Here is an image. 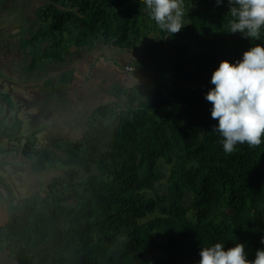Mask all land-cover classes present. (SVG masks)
<instances>
[{
	"label": "trees",
	"instance_id": "trees-1",
	"mask_svg": "<svg viewBox=\"0 0 264 264\" xmlns=\"http://www.w3.org/2000/svg\"><path fill=\"white\" fill-rule=\"evenodd\" d=\"M39 10L31 40L52 44L50 59L65 65L99 44L130 50L140 82L80 110V137L53 141L61 155L40 153L37 172L62 169L0 229L8 264H199L216 243H242L254 260L264 249V142L226 154L205 95L222 60L264 45V28L259 41L228 33V0H183L184 26L171 36L141 0H46Z\"/></svg>",
	"mask_w": 264,
	"mask_h": 264
},
{
	"label": "rangeland",
	"instance_id": "rangeland-1",
	"mask_svg": "<svg viewBox=\"0 0 264 264\" xmlns=\"http://www.w3.org/2000/svg\"><path fill=\"white\" fill-rule=\"evenodd\" d=\"M21 1L24 0L10 4V0H0V66L4 67L0 68V77L8 80L9 83H17V87L23 88L21 94L25 97L34 93L32 95L37 98V102L31 105H26L28 101L22 100L24 105L21 108L27 110L28 113L24 114L25 122L23 121L24 128L21 135L28 137L35 127L36 131L46 129L49 134L50 132L56 133L64 139L70 136L74 139L78 138L81 135L79 133L83 131V128L79 127L81 118L77 116L80 110L87 112L92 105L94 109L99 104L116 100L109 95L122 98L126 87L140 82L131 73L136 54L130 50L99 44L92 48H79L77 57L69 59L65 65L59 64L57 60L50 59L51 53H54L56 49L52 44L39 38L32 43L31 38L37 35L41 27V23L37 22L35 16L40 13V10L37 6L34 10L35 14H32L31 3L26 2L28 3L26 7L24 3H20ZM17 8H19V14ZM11 50H16V52H11ZM70 52V56H74L72 49ZM33 56H36V60L39 61L34 70L30 69L33 62L30 59ZM27 72L43 75V77H39L37 82L34 80V83H30L26 77ZM64 74L69 75L71 82H62ZM7 100L11 101V95L7 97ZM46 101L52 102L53 105L48 110L41 109V120H36L37 125H34L37 105L42 107ZM18 111L19 108L16 105L13 114ZM49 111L52 117H46ZM50 119L52 129L48 126ZM3 152L5 151L0 149V159L4 158ZM60 169L62 166L59 168L53 166L48 174L36 172L32 175L31 184L36 186L39 180L46 184L52 177L60 174ZM1 170L3 169L0 168V178L3 173ZM5 184H8L13 192L14 187L7 179ZM40 191L44 194V187L39 186L38 192ZM35 192L37 193L33 189V194ZM2 253L7 256V259L9 258L8 251ZM13 259L12 255L9 261L13 262Z\"/></svg>",
	"mask_w": 264,
	"mask_h": 264
},
{
	"label": "clouds",
	"instance_id": "clouds-1",
	"mask_svg": "<svg viewBox=\"0 0 264 264\" xmlns=\"http://www.w3.org/2000/svg\"><path fill=\"white\" fill-rule=\"evenodd\" d=\"M215 2L219 6L223 0ZM141 3L160 30L170 36L181 31L183 0H141ZM228 5L232 17L228 33L238 32L244 38L259 41L264 28V0H228ZM210 83L214 87L205 99L212 105V119L218 121L212 131L222 137L224 152L232 153L237 144L260 146L264 142V45L250 47L235 63L222 60ZM261 243L264 244V237ZM199 255V264H264V249L257 250L255 259L250 261L242 243L227 250L216 243L203 247Z\"/></svg>",
	"mask_w": 264,
	"mask_h": 264
},
{
	"label": "flooded vegetation",
	"instance_id": "flooded-vegetation-1",
	"mask_svg": "<svg viewBox=\"0 0 264 264\" xmlns=\"http://www.w3.org/2000/svg\"><path fill=\"white\" fill-rule=\"evenodd\" d=\"M11 52H16V50H11ZM30 60L33 61V57H31ZM0 68L4 67L0 66ZM49 69L51 70V67ZM26 77L30 83H34V80L37 82L38 78L43 77V75L39 76L37 74H30L27 72ZM16 84L17 83H9L8 80H4L2 77H0V149L5 151L2 153L4 158L0 159V164H2L0 165V168L3 169L1 170L3 171L1 175L2 178H0V200L4 204L11 200L13 210L33 194V189L38 192L39 186L45 187V185H48V183L52 180L53 177L50 181L48 180L46 184H43L42 180H39L36 186L31 184L32 175H35L37 172L35 163H38L40 153H42L43 150H48L51 152L60 151L54 146L53 141L56 138L63 137L57 135L56 133L52 134L50 132L49 134L46 129L43 131H36L33 125V130H31L29 134V136L32 137L31 139L29 136L26 137L25 135H21V132L24 128V114L28 113L27 110L21 108L24 105L22 100H27L28 102L25 104L31 105L37 102V98L32 95L34 93H30L25 97L21 94V89L23 88L17 87ZM10 95L11 101H8L7 97ZM16 105L19 108V111L16 114H13ZM52 105L53 103L49 101H46L42 107L39 104L37 105V112H35L37 114L34 116L33 121L34 125H37L36 120H41V109H43V111L48 110ZM48 116L52 117L50 115V111L46 113V117ZM51 121L52 120L50 119L48 126L52 129L53 127ZM15 123L20 124L21 126V128L17 131L14 130L13 127ZM51 129L49 130L51 131ZM69 138L72 137L70 136ZM24 140L25 143L23 144ZM28 144H30L29 146L31 149L27 148ZM30 150L33 153V156L31 157L27 154V151ZM61 154L62 152L60 155ZM49 171L50 169L44 171V174H48ZM37 173L41 174L43 172ZM6 179L14 187L13 192L11 191L8 184H5ZM7 261V256H5L0 250V264H6Z\"/></svg>",
	"mask_w": 264,
	"mask_h": 264
},
{
	"label": "water",
	"instance_id": "water-1",
	"mask_svg": "<svg viewBox=\"0 0 264 264\" xmlns=\"http://www.w3.org/2000/svg\"><path fill=\"white\" fill-rule=\"evenodd\" d=\"M12 214L11 200L5 204L0 200V229L7 226L12 218Z\"/></svg>",
	"mask_w": 264,
	"mask_h": 264
},
{
	"label": "crops",
	"instance_id": "crops-1",
	"mask_svg": "<svg viewBox=\"0 0 264 264\" xmlns=\"http://www.w3.org/2000/svg\"><path fill=\"white\" fill-rule=\"evenodd\" d=\"M18 2V0H10V4L11 3H17ZM26 2H30L31 3V5H32V11H31V13L32 14H35L34 13V10L36 9V7L38 6V8L40 9V7L43 5V4H46V0H24V1H21L20 3H24V6H26L27 7V5H28V3H26ZM17 11H18V14H19V8H17ZM35 16L37 17V14H35ZM10 259H8V261H9Z\"/></svg>",
	"mask_w": 264,
	"mask_h": 264
}]
</instances>
